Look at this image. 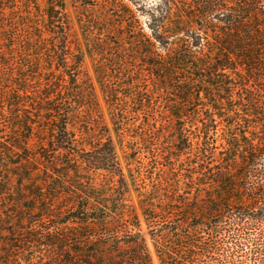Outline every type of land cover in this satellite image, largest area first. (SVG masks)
<instances>
[{"label": "trees", "instance_id": "16d2710c", "mask_svg": "<svg viewBox=\"0 0 264 264\" xmlns=\"http://www.w3.org/2000/svg\"><path fill=\"white\" fill-rule=\"evenodd\" d=\"M0 264H264V0H0Z\"/></svg>", "mask_w": 264, "mask_h": 264}]
</instances>
